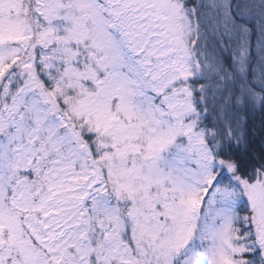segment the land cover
I'll use <instances>...</instances> for the list:
<instances>
[{"label": "snow or ice", "instance_id": "1", "mask_svg": "<svg viewBox=\"0 0 264 264\" xmlns=\"http://www.w3.org/2000/svg\"><path fill=\"white\" fill-rule=\"evenodd\" d=\"M0 264H264V0H0Z\"/></svg>", "mask_w": 264, "mask_h": 264}]
</instances>
